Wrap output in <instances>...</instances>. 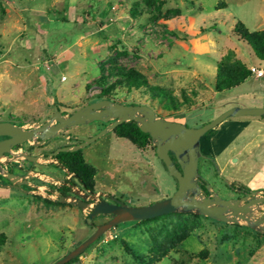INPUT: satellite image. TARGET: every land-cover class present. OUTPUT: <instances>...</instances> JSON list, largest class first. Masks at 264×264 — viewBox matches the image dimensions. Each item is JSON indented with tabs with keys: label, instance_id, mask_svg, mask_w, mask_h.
<instances>
[{
	"label": "rangeland",
	"instance_id": "rangeland-1",
	"mask_svg": "<svg viewBox=\"0 0 264 264\" xmlns=\"http://www.w3.org/2000/svg\"><path fill=\"white\" fill-rule=\"evenodd\" d=\"M238 23L249 32L264 31V0H0V122L29 127L47 121L57 109L68 115L95 102L98 81L113 80L114 67L133 69L147 82L140 88L117 86L109 100L148 105L160 117L189 128L232 107L264 108V74L256 75L264 62L235 32ZM225 58L240 61L252 74L239 86L216 92L217 66ZM152 91L165 92L176 107H164ZM227 121L204 141L227 134ZM105 126L75 125L62 132L71 142L58 138L45 146L24 143L14 149L40 157L34 163L1 159L6 170L23 165L32 171L23 190L5 186L0 175V264H53L109 219L88 220L92 199L84 210L56 203L54 187L69 176L54 160L41 158ZM255 133L238 135L225 152L213 156L201 140L203 154L213 161L200 158L198 174L219 197L234 195L226 182L248 183L263 165L264 136L256 138L259 146H251L250 156L238 152ZM81 150L95 169L97 201L111 197L139 207L176 191L174 178L150 147L139 150L109 131ZM176 231L188 237L179 241ZM72 264H264V234L244 223L190 213L128 221L101 235Z\"/></svg>",
	"mask_w": 264,
	"mask_h": 264
},
{
	"label": "water",
	"instance_id": "water-1",
	"mask_svg": "<svg viewBox=\"0 0 264 264\" xmlns=\"http://www.w3.org/2000/svg\"><path fill=\"white\" fill-rule=\"evenodd\" d=\"M243 116H264V108L232 107L198 128H189L182 123L160 117L148 105H126L102 99L84 105L68 115H64L57 109L47 121L29 127L12 122H0V138L6 137L0 140V175L9 181V187L23 190L21 184H28L26 179L4 169L1 159L6 158L11 162L23 159L34 163L40 157L22 152L16 153L14 151L16 146L24 143L42 145L58 138L71 139L72 137L65 136L62 132L75 125H87L93 122L106 124L95 135L78 139L80 142L73 145L58 147L41 157L44 160H51L59 152L81 150L112 131L117 125L134 121L142 132L150 135L157 158L163 162L167 172L177 181L175 193L171 197L139 207L128 206L115 198H111L112 202L97 201L93 196L94 193L87 194L79 191L75 193L76 197L61 198H58L57 193L56 200L69 202L81 210L90 207L88 199L94 200L95 204L88 214L89 221L99 214L111 215V218L96 226L95 231L88 238L53 264H66L77 258L101 235L120 223L143 221L173 213H193L223 223H244L250 229L264 234V213H262L264 212V193L252 191L239 199H223L212 192L205 196L201 187L204 180L198 174L200 158L213 161L211 157L201 152L200 139L227 118ZM6 156L12 158L9 159ZM226 183L229 185L228 182ZM206 189L211 191L210 185H206ZM72 190L76 191L75 188Z\"/></svg>",
	"mask_w": 264,
	"mask_h": 264
},
{
	"label": "trees",
	"instance_id": "trees-1",
	"mask_svg": "<svg viewBox=\"0 0 264 264\" xmlns=\"http://www.w3.org/2000/svg\"><path fill=\"white\" fill-rule=\"evenodd\" d=\"M240 30V31H239ZM235 32L241 35L244 42H246L251 50V52L260 60L264 62V31H257V32H249L246 30L241 23H238L235 27ZM239 35V36H240ZM113 80L106 79L98 81L99 86L101 87V91L99 96L97 97L98 100L102 99H111L109 94L110 91L113 90L117 86L127 85L129 88H140L146 85V79L137 71L133 69L125 70L123 68L114 67L113 68ZM252 71L247 68L243 63L240 61H230L229 58L223 59L217 66V74L214 81V89L216 92H221L225 90H230L236 86L242 84L248 77H250ZM152 96L156 97L159 100L165 101L164 107L166 108H175L176 101L169 97L165 92L155 93L154 91L151 92ZM87 105V104H84ZM81 105L78 108L84 106ZM66 114V113H63ZM99 123V122H98ZM112 132L118 137L129 141L131 144L136 146L139 150H146L147 148H152L155 152V147L152 144V140L149 134L142 132L137 124L134 121L123 122L117 125ZM68 136V135H65ZM205 137V136H204ZM70 142L71 139H68ZM80 140L74 139L73 144L79 143ZM68 144V145H73ZM67 145H62L59 147H63ZM15 148H18L16 146ZM58 148V147H57ZM55 148V149H57ZM54 149V150H55ZM53 150V151H54ZM156 156V154L154 153ZM157 157V156H156ZM171 157L174 159L173 155ZM57 165L62 167L66 170L67 176L69 179H65L63 183L58 186L54 187L56 192L58 193V198L67 197L73 194L72 188L74 186L79 187V189L83 192L87 193H95L94 188V176H95V169L87 164L84 160L82 150L77 151H68V152H59L55 157L52 158ZM161 164L165 168V165L160 160ZM166 170V168H165ZM167 171V170H166ZM175 180V179H174ZM176 184L177 181L175 180ZM53 187V186H52ZM56 203L60 204L58 199ZM182 213H173L163 215L157 218L143 220V221H136V222H146L156 219H161L164 217H168L171 215H181ZM192 216L199 217V215L190 213ZM98 216H105L110 217V215L99 214ZM177 231L175 235H177ZM187 234V233H186ZM187 235L184 233H180L177 235V239L183 240ZM188 237V236H187ZM3 236L1 235L0 245H2ZM166 250V247L163 248ZM156 253V251L154 252ZM164 254V253H163ZM77 261V258L67 262L66 264H72Z\"/></svg>",
	"mask_w": 264,
	"mask_h": 264
},
{
	"label": "crops",
	"instance_id": "crops-1",
	"mask_svg": "<svg viewBox=\"0 0 264 264\" xmlns=\"http://www.w3.org/2000/svg\"><path fill=\"white\" fill-rule=\"evenodd\" d=\"M225 127L227 129L226 133H223L225 131H223L221 134L217 135L214 134L210 137H208V146L210 151L215 155V153H222L223 151L225 152L230 146H232V142L233 140H235V138L240 135H246L247 136V132L252 131V132H256L253 136L250 135V138L248 137V139H246V143L243 145V147L240 148V150H238V152L240 154H243L244 156L248 157L252 154V149L251 146H257L258 147V143L256 142V138L257 137H262L264 136V133H261L258 129H254L251 128L250 124L251 122L245 119H235V120H229L227 121ZM224 128V129H225ZM256 130V131H255ZM232 134H234V137L232 136ZM249 135V134H248ZM258 135V136H256ZM235 147V146H234ZM233 147V148H234ZM233 150V149H232ZM232 150H228V152L232 151ZM238 158L235 156L231 157V160H233L232 162H235ZM248 186L253 188V189H261L264 192V162L263 165L258 169V171L253 175V177L249 180L248 182Z\"/></svg>",
	"mask_w": 264,
	"mask_h": 264
},
{
	"label": "flooded vegetation",
	"instance_id": "flooded-vegetation-1",
	"mask_svg": "<svg viewBox=\"0 0 264 264\" xmlns=\"http://www.w3.org/2000/svg\"><path fill=\"white\" fill-rule=\"evenodd\" d=\"M235 119H245V120H248V121H250L251 122V128H254V129H258L261 133H264V116H243V117H239V118H234V117H230V118H227V120H235ZM255 130V131H256ZM209 132V131H208ZM207 132V133H208ZM206 133V134H207ZM206 134L204 135V136H206ZM202 137L201 139H200V148L202 147L201 146V140H203L204 141V139H206V137ZM4 138H6V137H1L0 138V140L1 139H4ZM50 142V140L49 141H47V142H45L44 144H42V145H39V146H45V145H47L48 143ZM80 142V141H79ZM204 143H207L208 144V141L206 140V142L204 141ZM259 146V145H258ZM19 148V147H18ZM14 149H17V148H14ZM208 149H209V146H208ZM210 150V149H209ZM201 152L203 153V151H202V149H201ZM211 152V151H210ZM211 156H213L212 155V152H211ZM239 162V160L237 159L235 162H233L234 164H237ZM20 166V167H19ZM18 167H11V168H9L8 170L10 171V172H12V173H14V174H16V175H18V176H20V177H24V179H26L25 181H27V183H29V180H27L29 177H28V175H30L31 174V167L30 166H27V167H25V166H23V165H19ZM24 168H25V172L24 173H21V171H23L24 170ZM2 176V175H1ZM4 177V176H3ZM202 179V178H201ZM203 180V179H202ZM10 183H9V181L7 180V182H5V186H8ZM206 185H208V183L206 182V181H204L203 182V184L201 185V187H202V190H203V193H204V195L205 196H207V195H209V194H211V192L212 193H215L214 191H213V189H212V187H211V191H209V190H207L206 189ZM26 186H28V184H21V187L22 188H25ZM9 187V186H8ZM73 188H75L76 189V191H73V194L72 195H70V196H75V193H78L79 191L81 192V193H87V192H83V191H81L80 189H79V187H77V186H74ZM228 188L231 190V192H232V194H234L233 196H231L230 198H227V199H239V198H243L244 196H246L247 194H249V193H251L252 191H257V192H259V193H264L263 192V190H261V189H253V188H251V187H249L248 186V183H244V184H240V183H229V185H228ZM87 194H89V193H87ZM216 194V193H215ZM76 197V196H75ZM89 201V199L87 200V202ZM108 201L109 202H112L111 201V197H109L108 198ZM262 213H264V212H262ZM111 218V215H110V217H109V219ZM108 219V220H109ZM107 220V221H108ZM89 224H91V222L89 223Z\"/></svg>",
	"mask_w": 264,
	"mask_h": 264
},
{
	"label": "built area",
	"instance_id": "built-area-1",
	"mask_svg": "<svg viewBox=\"0 0 264 264\" xmlns=\"http://www.w3.org/2000/svg\"><path fill=\"white\" fill-rule=\"evenodd\" d=\"M264 74V70H258L257 72H256V75L257 76H262Z\"/></svg>",
	"mask_w": 264,
	"mask_h": 264
}]
</instances>
